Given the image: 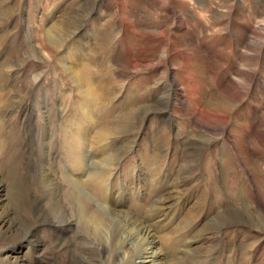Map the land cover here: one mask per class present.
Segmentation results:
<instances>
[{"label": "rangeland", "instance_id": "obj_1", "mask_svg": "<svg viewBox=\"0 0 264 264\" xmlns=\"http://www.w3.org/2000/svg\"><path fill=\"white\" fill-rule=\"evenodd\" d=\"M87 1L0 0V14L8 15L0 24V32L7 31L4 45L0 46V61L5 56H13V66L0 69L1 81L5 86L3 90L10 93L7 105L15 107L14 111L12 108L0 110L3 147L0 164L6 157L3 152L12 153L14 156L9 162L15 164L26 152L33 166L46 167L48 178L60 182L61 167V172L81 179L87 166L83 174L73 170L65 158L63 142L67 135L69 138L82 132L88 140L84 146L90 145L89 152L81 145L82 153L93 154L98 160L102 155L93 146L104 140L98 139L97 134L106 128L110 131V139L105 138L109 144L105 149L107 155L112 157L114 147L121 142L128 146L124 147L121 158L109 165L103 178L102 185H110L115 179L117 191L109 195L103 189V199L100 197L97 201L100 205L108 206L110 199L119 210L136 212V217L143 219L141 214L145 213L146 205L160 195L164 197L165 192L173 194L175 189L171 182L177 174H186L187 183H182L186 186L178 187L180 202L173 195L175 200L170 204L178 203L169 213L157 215L152 221H159L153 233L164 255L163 264H264V227L254 229L247 224L226 227L220 226L217 220L225 209L250 205L255 215L257 206L264 204V163L259 160L264 147V0H165L166 5L151 0H120L132 22L125 25L120 23L119 0H108L111 9H101L102 13L96 11L99 0H92L81 26L66 35L60 32L63 40L59 42V49L37 48L35 39L24 36L26 25L42 30L40 27L48 26L51 20H65L70 12ZM103 18L111 21L118 44L101 50L97 32L105 27ZM180 18L185 26L182 29L177 28ZM132 26L137 28L131 32ZM155 29L164 34L160 37L151 34ZM181 30L192 33V40ZM254 32L261 35H253ZM124 34H130L134 47H122L119 39ZM14 43L16 50L10 49ZM150 50L156 51L157 60L151 59ZM82 64L90 66L89 82L94 87L101 83L98 90L106 89L105 98L84 102L85 87L80 86L77 76L72 74L81 70ZM136 64L151 65L141 70L135 69ZM36 75L40 77L33 84ZM172 81L178 89L171 85ZM232 83L241 85L236 86L238 96L232 94ZM15 93L20 96L38 93L42 97L41 104L37 109L36 101L31 98L28 105L19 110L15 106L16 99H12ZM181 100L183 104L179 103ZM153 102L154 109L151 108ZM144 105H149L152 111L139 118ZM134 106L137 111L134 121L123 127L124 114ZM212 110L217 111L218 116ZM223 117V128L211 133L194 124L217 126ZM58 130L60 141L57 140ZM42 134L45 139L53 138L55 145L43 146ZM13 137L18 143L11 149ZM29 137L32 144L27 148L25 139ZM195 146L202 149L195 153ZM40 154L42 162L37 161ZM50 154L58 170L51 167ZM256 163L259 164L257 170ZM4 169L0 166V182L6 186L0 189V197L7 199L12 189L5 182ZM188 170L191 172H186ZM30 179H23L22 186L28 185L31 191L33 179ZM46 200L43 198L42 203ZM0 212L15 231L20 212L10 203ZM35 215L34 227L42 228L41 215ZM159 216L166 218L163 221ZM47 228H42L44 232L36 229L35 241L45 247L52 240L47 235L51 229ZM246 238L255 239L257 244L244 257L240 245ZM12 248L18 246L10 239H0V258ZM71 251L72 247L67 246L58 255L54 251L34 254L20 247L17 264H70ZM106 253L99 255L100 262L114 264V249L109 247Z\"/></svg>", "mask_w": 264, "mask_h": 264}, {"label": "bare ground", "instance_id": "obj_2", "mask_svg": "<svg viewBox=\"0 0 264 264\" xmlns=\"http://www.w3.org/2000/svg\"><path fill=\"white\" fill-rule=\"evenodd\" d=\"M151 1L153 3L154 2H161V3H163V5H166L165 0H151ZM91 3H92V0H88L85 3H82L79 6V9L75 8L74 11L70 12L69 17L65 18V20H63V21L60 19H55L53 21L52 20L49 21L48 26L46 25L45 27L44 26L40 27V28H42V30H40L38 28H34L33 26L28 24L24 28L25 29L24 30V36L27 38L35 39V41L37 43V44H35V46L37 48H41V49L46 50V47H51V49H54V48L57 49L60 46V44H59L60 40H63V37L61 36L60 32L64 33L66 35V34H69L70 32H72L74 29L76 31L81 26V24L84 22V18L87 15V12L90 10L89 8H90ZM122 5H124V4H122L120 1V15H119V16H121L120 23L124 24V25L125 24H132V22L130 21L131 19L130 20L128 19L129 13H125V10H123ZM110 7L111 6H110L108 0H99L96 11H98L99 13H102L101 9L108 10ZM52 13L53 12L50 13V17L52 15ZM94 14H95V12H94ZM7 17H8V15H4V13L2 12L0 14V24ZM110 18H111V16H109V19ZM109 19H106V18L102 19L103 20L102 25L105 27L103 29L100 28L99 32H97L100 34V37H98V38H101V42H102L101 47H99V48H101V50L103 48L105 49V48L111 47L114 44L115 45L118 44V43H116V41H118V40H115L116 38H115V34H114V29L111 28V21ZM177 20H178V25H177L178 29H182L183 27H185L184 21L181 18L177 19ZM32 21H31V23H32ZM36 21H38V20H36ZM135 28H137V27L134 26L131 29V32H132V30L135 31ZM97 30H98V27H97ZM262 30H264V29L262 28ZM181 31L182 32L185 31V33L189 39L192 38V33L188 32L186 30H181ZM153 33L155 35H159V37L164 34V32H161L157 29L153 30V32L151 31V34H153ZM94 34H96V33H94ZM255 34H257L258 36L261 35V33H259V32H257V33L254 32L253 35H255ZM6 36H7V31L4 30V31L0 32V46L1 47L4 45ZM201 36L203 38L202 34H201ZM96 40H97V38H96ZM121 42H122V47H126V46L130 47V46H133L135 41H133V38L130 36V34H124L121 36V39H119L120 44H121ZM10 43H11V41H10ZM193 44L195 46L197 45L195 43H193ZM252 44L254 45L255 43H252ZM102 45H103V47H102ZM138 45H140V44H138ZM249 45H248V47H249ZM11 47L13 49L15 48V50L17 48V47H15V43L13 46H10V49H11ZM27 48H28V46H27ZM34 48L35 47H32V51L37 53L34 50ZM77 48H79V46H77ZM163 48L165 49V46ZM13 49L11 50L12 53H13ZM150 49H151V45H150ZM155 52L156 51H151V59L157 60L156 57L158 55H156ZM50 55H52V50L50 52ZM12 59H13V56H11V55L5 56L4 59L2 61H0V69L5 68V67H12L13 66L12 62H11ZM151 64L147 65L146 67L150 66ZM134 67H135V69L140 68L141 70L146 68L145 66L140 67L138 64L134 65ZM89 68H90L89 65L82 64L81 70H79L78 72H76V70H75L74 73L71 72L72 74L77 76L78 84L80 86L85 87V90L83 89V93H82V94H84L83 96L85 97V98H83L84 102L86 100L87 101H97L98 99H103L106 97L105 96L106 89H104V92H103V90H98L101 86V83L99 85H96V87H94L92 85V83L89 82L88 76H87V70ZM78 73H79V76H78ZM241 76H243V75L241 74ZM245 76H246V74H245ZM39 77L40 76H38V75L34 76L32 83L33 84L36 83V81L38 80ZM1 80H2V76L0 73V110L3 111V109H4V111H6L7 108H12L11 110L14 111L15 107L13 106L14 109H13V107H11L13 104L11 106H8L9 104L7 105V103H6V99L8 97L9 91L7 92V91L3 90V87H5V86H4V82ZM30 83H31V81H30ZM171 83H172L171 85L175 89H178V86L175 85L176 83L174 81H172ZM229 84H230V82H229ZM237 85H238V87L241 86L240 84H237ZM237 85L232 83L230 86V89L233 92L232 94L236 93L238 96L239 90L236 87ZM175 91H177V90H175ZM31 98H33V101H36L35 107L38 109V106H40L41 101H42L41 100L42 97L38 93H36L34 95H30L27 93L25 96H20V95H17V93H15V95H13V97H12V99H16L17 102L15 103V106L19 110H21V109L23 110L24 106L28 105V103H27L28 99H31ZM174 98H176V97H174ZM8 103H9V101H8ZM177 103H178V100L176 98L174 104H177ZM179 103L183 104V100L179 101ZM154 104H155V102L151 103L152 109H154V106H153ZM213 104H214V102H213ZM148 107H149V105H144L141 108V111L139 113V118L141 117V114L146 115V114H149L150 111H152V109H150ZM29 108H30V106H29ZM27 111H28V107H27ZM8 112H10V111H8ZM135 112H137V111H135V106H134L124 114V126L123 127L128 126L129 123L134 121V119H135L134 115L136 114ZM5 113L6 112H4V114ZM46 113L47 112H45L44 114H46ZM212 113H215L218 116L217 111L212 110ZM46 118L48 119V114H47ZM88 120H89V118L87 119V121ZM224 121H225V119L223 117L221 119V123L219 122L220 124L217 126H207L206 124H202V123H194V124H196L197 127H200V129H203L204 131L211 133L214 131V129H217V130L222 129ZM108 129H109V127H108ZM109 133H110V131L108 130V132H107V130L105 128V129H102L101 131H99L97 134L98 139H100V138L104 139L101 142H98L96 145L93 146V148L97 149L99 151L100 155H102V157L99 158L98 160H95L96 158L93 154L92 155H88V154L84 155L82 153L83 152L82 151L83 146L88 141L85 139L87 137H84V135H82V132L81 133L77 132L74 136L69 135L70 136L69 138L67 135V140H64L63 144H64V155H65V158L67 159L69 165L72 167L73 170H78L80 173H82L84 171V167L87 166L86 172L84 174L82 173L83 175H82L81 179L72 178L67 173L61 172V167H59L60 168V182H58L56 180V178L51 179V178H48L47 175H45L46 174V172H45L46 167H44L43 165L40 166V169L38 168L39 165H37V164L35 166H33L32 162L30 160V157H29L30 155L25 154L26 152L25 153L23 152L24 154L21 153L22 155H20L19 159L16 160L17 164H15V162H13V163L9 162L10 158L14 156L12 153L10 154L7 152H5V153L3 152L2 155L6 156V157L4 159H1L2 163L0 164V166L5 168L4 169V172L6 175L5 182H7L9 184V187H10V189H12V192H10V196L7 199H4V198L2 199L0 197V211H2V207L4 209L7 208V206L10 203L13 205V207L15 206L17 211L20 212L19 213L20 216H18V220L15 222V223H17L18 228L15 231H13L11 229V226L7 225V220H6L5 216H2L1 212H0V239H4V238L10 239L11 241H13L18 246L17 249H19L20 247H25V248L29 249L30 251H32V253H34V254H43V253H45V251H54L58 255V254H60V252L65 251V248L67 246L72 247L71 256H70V264H102L100 262V256L99 255L106 253V251L109 247L114 249V253H115L114 264H163L162 261L164 259L163 258L164 255L162 253V250L160 249L159 242L156 239L157 235H155L153 233L154 225L159 224V221L158 220H155L154 222H152V221H153V218L157 215H160L163 213H169L170 209H172V206L178 203V202L177 203L175 202V203L170 204L171 201L175 200V198L173 199V195H175L177 200H179V202H180L181 199H178V198L181 196V192L180 193L178 192V187L182 186V185L186 186V184L185 185L182 184L184 182L187 183V181H186L187 179L184 176L186 174L185 173L177 174L176 178L173 179V182H171V187L173 189H175L173 194H172V191L169 194L167 192H165V193H163L164 197L161 198V195H160V196L156 197V199L153 201V203H149L146 205L145 213L141 214L143 219L136 217V214H135L136 212L132 214L131 211H130V213H128V212L119 210V207L113 206V202L107 197L106 198L109 199L108 206L100 205L97 201L100 199V197H101V199H103L102 195H101V193L103 192V189L105 191H107L109 193V195H112L117 191V188L114 187L115 179H113L111 181L112 184H110V185H102V183L104 182L103 178L106 174V171H107L109 165L112 162H114L115 160L117 161L118 159H120L121 155L123 154L124 147L127 148V146H128V145H125L124 142H121L114 147V149H113L114 151L112 152V157L110 156L111 154L107 155L105 153V149L108 147L109 144L106 143L105 138H107V139L109 138ZM57 135H59L58 137L56 136L57 140L60 141V130H58ZM211 136H212V134H211ZM6 137H8V136H6ZM25 137H27V136H25ZM13 138H14V140L11 141V144H12L11 149L15 148L16 144L18 143L17 140L15 139V137H13ZM40 138L42 139L40 141V143L43 146H47L49 143H52L53 146L55 145V143L53 142L54 141L53 138L52 139H50V138L45 139V136L43 134L40 136ZM202 138H204V137H202ZM206 138L207 137L205 136V139ZM208 139L206 140V142L208 141ZM31 144H32L31 137L25 139V147L30 148ZM81 145H83V146L81 147ZM2 148L3 147L0 144V150ZM6 148H9V147H6ZM84 148L87 152H89L90 145L86 144L84 146ZM194 149H195V153H196L202 149V146L201 147L195 146ZM40 156H41V154L39 156H37L38 162L42 160V159H40ZM189 158H190V156H189ZM259 160L264 163V147L261 149V157ZM49 161H50L51 167H53L55 170L59 169L57 167L56 160L54 159V157L51 154L49 157ZM10 164H12L13 166ZM187 167H188V165H187ZM257 167H259L258 163L255 164V170L258 169ZM184 168L185 167L183 166V169ZM179 169H181V168H179ZM181 170H179V171L181 172ZM54 171H52V172H54ZM186 172H191V171L188 170ZM27 178H29V179L31 178L30 179L31 181L33 179V182L31 184L32 188H30L31 191L28 190V185H27V187L22 186L23 179H27ZM188 179H190V178H188ZM4 187H6L5 184L0 182V189H2ZM185 188H187V187H185ZM185 188L183 189V193L186 190ZM34 191H35V193H38L41 195L39 197L35 196L33 193ZM59 193H60V196H59ZM43 198L47 199L45 204L42 203ZM24 202L26 204L25 206L23 205ZM2 204H4V205H2ZM257 208H258V210H257V213L255 215H253L251 213L250 205L249 206L245 205V206H242L241 208L240 207L239 208H232L231 210L225 209L221 212V215H218L217 220L221 222V224H219L220 226L224 225L227 227V225L228 226H233V225L236 226L238 224H244V225L247 224L250 228L251 227L254 229L255 228H257V229L263 228L264 227V204L260 203L257 206ZM35 213L41 215V221H40L41 227L42 228H44V227L49 228L50 227L49 229H51V231L49 230L50 232H48L47 235H49L52 238V240H50V242L48 243V245L46 247L44 246V244L42 245L41 243H37L38 241L37 242L35 241L36 233L38 234L36 229L44 232V230L42 228L34 227L33 223H35V222L33 221V219H34ZM35 217H36V215H35ZM158 218L159 219L163 218L162 220L164 221V218H166V217L165 216H161V217L159 216ZM48 228H47V230H48ZM71 234H72V236H71ZM245 240H246V242L244 244L241 242V245H240L241 246L240 249L242 252L241 254H243L244 257H246V254L249 252L251 247L254 246V244L255 245L257 244L255 242V239L252 241H249V239L246 238ZM39 242H41V241H39ZM262 244H264V242ZM38 245H40V246L38 247ZM262 246H264V245H262ZM149 248H152V250L150 251ZM17 249L12 248L9 251L6 250V253H4L2 255V257L0 258V264H17V261H18L17 256H16L17 255ZM186 253H187V251H186ZM107 254L108 253H106V255ZM173 263H171V264H173Z\"/></svg>", "mask_w": 264, "mask_h": 264}]
</instances>
